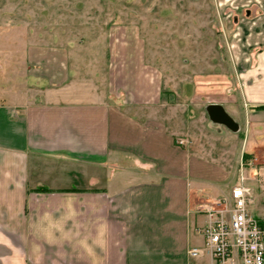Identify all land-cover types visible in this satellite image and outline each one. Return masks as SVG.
Wrapping results in <instances>:
<instances>
[{
	"label": "crops",
	"instance_id": "0c3cea01",
	"mask_svg": "<svg viewBox=\"0 0 264 264\" xmlns=\"http://www.w3.org/2000/svg\"><path fill=\"white\" fill-rule=\"evenodd\" d=\"M254 14L233 15L242 33L263 34ZM105 36L107 51L86 57L0 45V264H215L199 206L228 195L226 169L145 115L161 101L155 88L128 94L145 65L138 28L116 22ZM246 71L239 153L262 161L232 185L243 181L264 220V76Z\"/></svg>",
	"mask_w": 264,
	"mask_h": 264
},
{
	"label": "rangeland",
	"instance_id": "374dc122",
	"mask_svg": "<svg viewBox=\"0 0 264 264\" xmlns=\"http://www.w3.org/2000/svg\"><path fill=\"white\" fill-rule=\"evenodd\" d=\"M248 3L0 0V45L7 49L15 42L67 46L71 53L86 57L107 51L105 35L112 23L124 21L135 25L145 65L141 75H132L128 94L135 98L143 93H160V104L146 108L145 115L165 121L179 145L195 147L202 157L215 159L224 166L226 187L230 189L239 175L248 180L251 168L262 161V157L256 161L251 154L239 153L240 134L245 128L242 87L249 82L245 72L257 67L263 70L259 75L264 76V31L256 35L251 28L242 33L239 23L233 21L235 14L246 18L244 9L248 8L256 16L251 21L264 22V8L258 7L264 0ZM251 21L246 25H252ZM219 101L239 122L237 137L208 119L205 106ZM194 243L201 248L202 237L195 238Z\"/></svg>",
	"mask_w": 264,
	"mask_h": 264
},
{
	"label": "built area",
	"instance_id": "2783aa9c",
	"mask_svg": "<svg viewBox=\"0 0 264 264\" xmlns=\"http://www.w3.org/2000/svg\"><path fill=\"white\" fill-rule=\"evenodd\" d=\"M248 193L238 183L228 195L199 206L207 218L202 231L204 248L215 264H264V220L249 211ZM195 253L196 249L189 251Z\"/></svg>",
	"mask_w": 264,
	"mask_h": 264
},
{
	"label": "water",
	"instance_id": "95a60500",
	"mask_svg": "<svg viewBox=\"0 0 264 264\" xmlns=\"http://www.w3.org/2000/svg\"><path fill=\"white\" fill-rule=\"evenodd\" d=\"M205 112L211 122L223 125L233 132H236L239 129L237 121L227 113L221 104L209 103L205 106Z\"/></svg>",
	"mask_w": 264,
	"mask_h": 264
},
{
	"label": "trees",
	"instance_id": "16d2710c",
	"mask_svg": "<svg viewBox=\"0 0 264 264\" xmlns=\"http://www.w3.org/2000/svg\"><path fill=\"white\" fill-rule=\"evenodd\" d=\"M255 108H257V109H264V104L256 105Z\"/></svg>",
	"mask_w": 264,
	"mask_h": 264
}]
</instances>
